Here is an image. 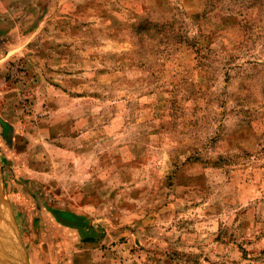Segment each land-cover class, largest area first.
I'll return each instance as SVG.
<instances>
[{"label":"rangeland","instance_id":"rangeland-1","mask_svg":"<svg viewBox=\"0 0 264 264\" xmlns=\"http://www.w3.org/2000/svg\"><path fill=\"white\" fill-rule=\"evenodd\" d=\"M0 216V264H264V0H0Z\"/></svg>","mask_w":264,"mask_h":264},{"label":"bare ground","instance_id":"bare-ground-1","mask_svg":"<svg viewBox=\"0 0 264 264\" xmlns=\"http://www.w3.org/2000/svg\"><path fill=\"white\" fill-rule=\"evenodd\" d=\"M2 215V214H1ZM0 218H1V216H0ZM2 219H0V221H1ZM9 234V233H8ZM5 236V235H4ZM9 238V237H8ZM13 243V242H12ZM13 246V245H12Z\"/></svg>","mask_w":264,"mask_h":264}]
</instances>
